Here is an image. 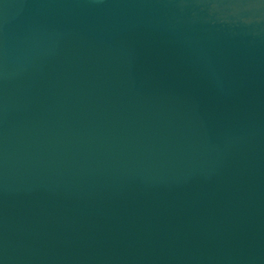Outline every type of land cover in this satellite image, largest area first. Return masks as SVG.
Segmentation results:
<instances>
[{
	"label": "water",
	"instance_id": "1",
	"mask_svg": "<svg viewBox=\"0 0 264 264\" xmlns=\"http://www.w3.org/2000/svg\"><path fill=\"white\" fill-rule=\"evenodd\" d=\"M0 264H264V0H0Z\"/></svg>",
	"mask_w": 264,
	"mask_h": 264
}]
</instances>
